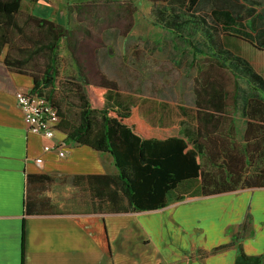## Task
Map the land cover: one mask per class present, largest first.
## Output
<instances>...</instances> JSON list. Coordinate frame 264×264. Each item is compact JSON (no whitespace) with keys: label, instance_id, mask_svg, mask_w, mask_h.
I'll use <instances>...</instances> for the list:
<instances>
[{"label":"crops","instance_id":"crops-1","mask_svg":"<svg viewBox=\"0 0 264 264\" xmlns=\"http://www.w3.org/2000/svg\"><path fill=\"white\" fill-rule=\"evenodd\" d=\"M223 1L229 6L213 1L206 13H194L213 27L224 50L245 59L264 82V0ZM57 4L64 0H21L20 8L68 28ZM158 13L152 22L162 27ZM190 31L192 39L173 34L193 52L191 41L207 39ZM6 52L7 46L0 51V264H200V258L234 264L239 246L248 255L264 253V187L201 195L199 182L186 179L166 192L163 207L131 209L110 153L68 137L74 124L66 116L52 139L27 131L15 91H29L33 78L10 71L3 64ZM213 64L211 75L226 89L221 122L213 129L222 143L208 146L204 156L212 165H244L245 177L264 164V89ZM195 67L190 100L133 92L111 105L134 107L149 126H174L194 139Z\"/></svg>","mask_w":264,"mask_h":264},{"label":"trees","instance_id":"trees-1","mask_svg":"<svg viewBox=\"0 0 264 264\" xmlns=\"http://www.w3.org/2000/svg\"><path fill=\"white\" fill-rule=\"evenodd\" d=\"M197 1L179 0V7L170 8L169 18L157 19L177 37L187 35L192 39L190 29L194 28L203 32L207 39L205 43L189 41L194 55L191 64L198 62L194 91L199 107L197 136L190 139L174 126H149L134 107L124 110L113 107L111 101L120 99L115 82L105 76L97 81L85 80L81 71L77 74L79 78L74 79L80 109L77 121L72 122L62 113L54 97L59 75V45L67 38L68 29L21 10V0H0V51L7 46L3 64L10 71L33 78L29 92L44 96L57 108L58 124L63 115L74 124L68 137L110 153L118 171L121 192L133 210L163 207L166 192L186 179L199 182L201 195L264 187V164L243 177L248 170L247 167L243 169L244 165L223 163L222 160L213 168L205 169L202 163L207 147L217 141L222 143V138L213 129L221 122L226 89L210 73L213 62L233 76L244 78L258 90L264 89V82L245 59L222 48L217 32L210 31L213 27L207 26L206 20L194 13L193 6ZM159 11L162 12V7ZM234 264H264V253L248 255L239 246Z\"/></svg>","mask_w":264,"mask_h":264},{"label":"rangeland","instance_id":"rangeland-1","mask_svg":"<svg viewBox=\"0 0 264 264\" xmlns=\"http://www.w3.org/2000/svg\"><path fill=\"white\" fill-rule=\"evenodd\" d=\"M213 1L219 6L223 3L229 6L223 0H198L194 10L206 13ZM172 6L179 7V0H64L62 6L57 4L56 14L65 13L70 24L68 36L59 49L54 94L62 113L72 122L78 119L80 101L74 82L79 71L85 80H98L100 75L113 80L120 99L134 92L173 98L175 94H183L190 100L198 63L190 64L192 49L177 40L171 31L152 22V17L159 14V7L163 21L169 18ZM202 163L205 169L213 168L205 156ZM234 216L232 213V223ZM207 260L200 258V264H208ZM213 264H225V261Z\"/></svg>","mask_w":264,"mask_h":264},{"label":"built area","instance_id":"built-area-1","mask_svg":"<svg viewBox=\"0 0 264 264\" xmlns=\"http://www.w3.org/2000/svg\"><path fill=\"white\" fill-rule=\"evenodd\" d=\"M15 98L22 111L27 131L45 139H52L59 121L57 108L44 96L26 90L15 91ZM44 148L48 149L49 146ZM59 155H63V151H59Z\"/></svg>","mask_w":264,"mask_h":264}]
</instances>
